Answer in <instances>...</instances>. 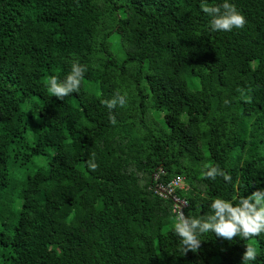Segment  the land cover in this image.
I'll return each instance as SVG.
<instances>
[{"label":"trees","instance_id":"1","mask_svg":"<svg viewBox=\"0 0 264 264\" xmlns=\"http://www.w3.org/2000/svg\"><path fill=\"white\" fill-rule=\"evenodd\" d=\"M202 2L0 0V264H241L248 244L264 264V234L183 254L154 191L183 177L197 217L264 190V0H231L246 24L230 32ZM77 61L79 93L50 97ZM117 93L129 102L109 110ZM210 165L231 182L203 178Z\"/></svg>","mask_w":264,"mask_h":264},{"label":"clouds","instance_id":"2","mask_svg":"<svg viewBox=\"0 0 264 264\" xmlns=\"http://www.w3.org/2000/svg\"><path fill=\"white\" fill-rule=\"evenodd\" d=\"M200 9L210 18L211 31L230 32L233 29H242L246 24L245 16L231 0H222L217 4H209L204 0ZM86 72L87 67L80 62L72 63L68 74L62 79L52 77L48 80L47 92L50 97L54 96L60 100L73 93H79ZM128 102L127 95L120 93L102 101L109 110L117 106L124 107ZM112 122L115 123L114 117ZM86 167L90 172H95L99 165L93 158L86 161ZM202 176L207 180L221 177L226 183L232 180L227 172L216 165L206 167ZM209 210L208 214L203 213L197 217L186 216L182 208L177 210L171 230L178 238L179 250L183 254L198 251L204 240L201 237L209 233H214L216 237L226 241H232L234 238L251 240L264 234V190H255L240 198L238 202L218 197L210 202ZM257 257L256 247L248 244L242 254L241 264H255Z\"/></svg>","mask_w":264,"mask_h":264},{"label":"built area","instance_id":"3","mask_svg":"<svg viewBox=\"0 0 264 264\" xmlns=\"http://www.w3.org/2000/svg\"><path fill=\"white\" fill-rule=\"evenodd\" d=\"M185 188H186L185 179L181 176H176L172 178V180L169 181L166 185L157 184L154 187V191L159 196L170 198L174 202L175 208L177 210L180 208H182L183 210L185 207H187L188 203L186 200L176 195V190L177 189L183 190Z\"/></svg>","mask_w":264,"mask_h":264},{"label":"rangeland","instance_id":"4","mask_svg":"<svg viewBox=\"0 0 264 264\" xmlns=\"http://www.w3.org/2000/svg\"><path fill=\"white\" fill-rule=\"evenodd\" d=\"M112 44L114 45V42H113V38H112ZM46 161H47V158H46V156H41V157H39V158H36V162H35V165H28V166H26L25 168H24V170H23V176H26V175H28V174H30V173H32L37 167H39V166H44L45 165V163H46ZM10 174L12 175V172H10ZM18 180H16L17 181V183L18 184H21L22 182H23V178H22V175H20V176H18ZM185 184L187 185V182L185 181ZM11 198L13 199L14 198V196L12 195L11 196ZM14 202V201H13ZM12 217H15L16 215H11Z\"/></svg>","mask_w":264,"mask_h":264}]
</instances>
